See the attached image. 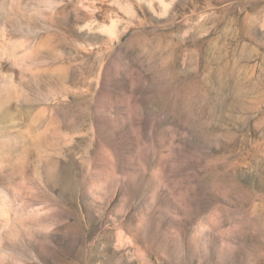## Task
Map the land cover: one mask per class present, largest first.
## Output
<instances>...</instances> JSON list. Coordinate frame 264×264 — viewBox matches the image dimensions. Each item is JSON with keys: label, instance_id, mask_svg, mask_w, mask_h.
<instances>
[{"label": "rangeland", "instance_id": "rangeland-1", "mask_svg": "<svg viewBox=\"0 0 264 264\" xmlns=\"http://www.w3.org/2000/svg\"><path fill=\"white\" fill-rule=\"evenodd\" d=\"M0 264H264V0H0Z\"/></svg>", "mask_w": 264, "mask_h": 264}]
</instances>
